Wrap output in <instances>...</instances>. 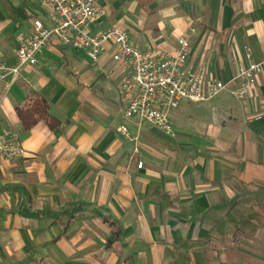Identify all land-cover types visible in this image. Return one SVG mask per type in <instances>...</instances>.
I'll list each match as a JSON object with an SVG mask.
<instances>
[{
  "label": "crops",
  "instance_id": "0c3cea01",
  "mask_svg": "<svg viewBox=\"0 0 264 264\" xmlns=\"http://www.w3.org/2000/svg\"><path fill=\"white\" fill-rule=\"evenodd\" d=\"M91 36L120 27L141 51L173 53L230 81L261 65L243 101L228 92L169 111L174 136L121 115L108 43L97 63L56 39L19 79L0 82V131L24 157L0 163V264H264V0H95ZM40 0H0V62L17 63L18 36ZM39 94L61 121L25 132L17 113ZM126 128L128 138L122 137ZM138 163L142 167L138 168Z\"/></svg>",
  "mask_w": 264,
  "mask_h": 264
},
{
  "label": "built area",
  "instance_id": "2783aa9c",
  "mask_svg": "<svg viewBox=\"0 0 264 264\" xmlns=\"http://www.w3.org/2000/svg\"><path fill=\"white\" fill-rule=\"evenodd\" d=\"M40 1L50 9L55 25L48 28L41 19H35L31 31L18 36L17 63L9 66L0 62V82L8 78L16 81L24 68L39 66L38 56L51 39L85 51L93 63L98 62L104 46L111 43L116 48L112 55L114 66H121L127 72L119 86L123 120L154 126L170 137L174 132L168 113L177 109L181 101L206 103L223 92L243 101L252 93L256 74L261 71L259 64L242 66L230 81L222 82L202 69L192 70L187 66L189 37L194 28L188 29L187 36L178 38V48L173 53L141 51L120 27L90 35L89 26L99 16L95 0ZM120 134L128 138L126 128H121ZM25 154L14 134L0 131V163ZM137 166L141 168L142 163Z\"/></svg>",
  "mask_w": 264,
  "mask_h": 264
},
{
  "label": "trees",
  "instance_id": "16d2710c",
  "mask_svg": "<svg viewBox=\"0 0 264 264\" xmlns=\"http://www.w3.org/2000/svg\"><path fill=\"white\" fill-rule=\"evenodd\" d=\"M17 113L25 132H30L42 121L52 131L61 127V121L51 114L49 103L39 94H29L24 105L18 107Z\"/></svg>",
  "mask_w": 264,
  "mask_h": 264
}]
</instances>
